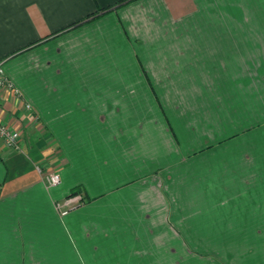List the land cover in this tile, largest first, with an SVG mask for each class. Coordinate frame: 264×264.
I'll return each instance as SVG.
<instances>
[{
    "label": "crops",
    "instance_id": "1",
    "mask_svg": "<svg viewBox=\"0 0 264 264\" xmlns=\"http://www.w3.org/2000/svg\"><path fill=\"white\" fill-rule=\"evenodd\" d=\"M0 63V264H264V0H0Z\"/></svg>",
    "mask_w": 264,
    "mask_h": 264
},
{
    "label": "built area",
    "instance_id": "2",
    "mask_svg": "<svg viewBox=\"0 0 264 264\" xmlns=\"http://www.w3.org/2000/svg\"><path fill=\"white\" fill-rule=\"evenodd\" d=\"M4 71V67L2 63H0V89L13 90L14 85H12V83L5 77ZM14 92L18 96H20L18 90L14 89ZM23 104L29 112L32 111V105L30 103L23 101ZM0 139L3 140L4 144H6L7 147L17 148L18 146H20L19 142L21 139V134L19 130L14 129L7 124L0 123ZM60 181L61 175L58 172H50L45 175L44 183H46L50 187L59 185ZM84 202L85 197L83 196V194H81V192L76 194L72 193L65 197L63 200L57 201L55 207L61 215H65L77 206H82Z\"/></svg>",
    "mask_w": 264,
    "mask_h": 264
},
{
    "label": "rangeland",
    "instance_id": "3",
    "mask_svg": "<svg viewBox=\"0 0 264 264\" xmlns=\"http://www.w3.org/2000/svg\"><path fill=\"white\" fill-rule=\"evenodd\" d=\"M188 156L189 155H187V157H183L182 159H183V161H187L188 162ZM38 171H41L42 170V168H41V166L40 165H38ZM42 173H43V183L45 182V175L46 174H48V173H50V172H58L59 173V171L57 170H52V171H46V172H44V171H41ZM60 174V173H59ZM187 179V178H186ZM61 181H62V177H61ZM61 183V182H60ZM45 185L47 186V187H49V188H51L50 186H48L46 183H45ZM58 186V185H57ZM174 186V183L173 184H167L166 185V187H173ZM55 187V186H54ZM180 190H182V187H180ZM57 201L58 200H56L54 203H55V205H56V203H57ZM60 201V200H59ZM181 202H182V205H183V208H186L185 210L183 209L181 212H180V221H182V222H187V221H189L190 220V212H189V208H187V207H189L188 206V203H189V200H188V195L187 194H184V195H182V200H181ZM198 217H199V222H201L202 224H204V213H198ZM188 228H181L180 230L184 233V232H186L187 234H188V232L186 231ZM194 230V229H193ZM195 236L197 237V239H198V241H197V243L195 244V246L192 248V250H195V252L197 251V252H201V249H202V245L200 244V238L202 239L203 237H204V235H205V228H204V226H202V227H198V228H196V231H195ZM203 248H204V245H203ZM201 255H203V253H201Z\"/></svg>",
    "mask_w": 264,
    "mask_h": 264
},
{
    "label": "trees",
    "instance_id": "4",
    "mask_svg": "<svg viewBox=\"0 0 264 264\" xmlns=\"http://www.w3.org/2000/svg\"><path fill=\"white\" fill-rule=\"evenodd\" d=\"M76 193H80V191H75V192H73V194H76ZM72 194V193H71Z\"/></svg>",
    "mask_w": 264,
    "mask_h": 264
}]
</instances>
